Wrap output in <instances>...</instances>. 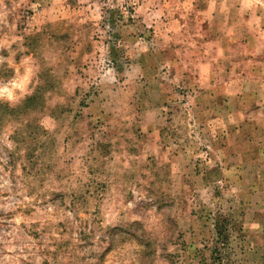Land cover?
Listing matches in <instances>:
<instances>
[{"label": "rangeland", "instance_id": "1", "mask_svg": "<svg viewBox=\"0 0 264 264\" xmlns=\"http://www.w3.org/2000/svg\"><path fill=\"white\" fill-rule=\"evenodd\" d=\"M219 244L264 264V0H0V264Z\"/></svg>", "mask_w": 264, "mask_h": 264}, {"label": "trees", "instance_id": "2", "mask_svg": "<svg viewBox=\"0 0 264 264\" xmlns=\"http://www.w3.org/2000/svg\"><path fill=\"white\" fill-rule=\"evenodd\" d=\"M32 99H27V101L26 102H28V101H31ZM27 104V103H26ZM24 105H25V103H24ZM218 227H219V225H218ZM226 226L224 225V224H222L219 228H218V233H219V235H220V237L222 238L223 237V234L226 232V228H225ZM221 243V242H220ZM221 246H220V244L219 245H216L215 246V248H214V251H213V254H214V257L215 256H217L218 255V259H219V255H220V253H221ZM219 261V263L218 264H222V262H221V258L218 260Z\"/></svg>", "mask_w": 264, "mask_h": 264}]
</instances>
